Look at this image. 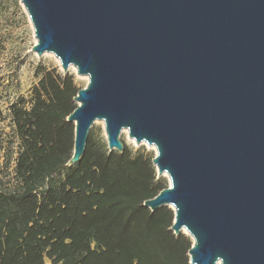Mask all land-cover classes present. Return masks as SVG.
Instances as JSON below:
<instances>
[{
  "label": "water",
  "instance_id": "95a60500",
  "mask_svg": "<svg viewBox=\"0 0 264 264\" xmlns=\"http://www.w3.org/2000/svg\"><path fill=\"white\" fill-rule=\"evenodd\" d=\"M39 56L87 77L69 166L95 121L156 150L190 264H264V0H20Z\"/></svg>",
  "mask_w": 264,
  "mask_h": 264
},
{
  "label": "trees",
  "instance_id": "16d2710c",
  "mask_svg": "<svg viewBox=\"0 0 264 264\" xmlns=\"http://www.w3.org/2000/svg\"><path fill=\"white\" fill-rule=\"evenodd\" d=\"M79 90L74 74L44 70L30 108H10L17 188L0 185V264H190L193 241L172 230L174 211L144 205L169 187L153 153L124 141L110 151L89 133L69 166Z\"/></svg>",
  "mask_w": 264,
  "mask_h": 264
},
{
  "label": "rangeland",
  "instance_id": "374dc122",
  "mask_svg": "<svg viewBox=\"0 0 264 264\" xmlns=\"http://www.w3.org/2000/svg\"><path fill=\"white\" fill-rule=\"evenodd\" d=\"M36 44L33 25L21 1L0 0V185L11 189L17 188L15 162L19 140L10 108L14 103L30 108L33 88L38 85L44 70L57 69L64 73L53 54L39 56L32 50ZM69 72L74 74L78 87H87V77L78 76L73 67ZM90 133L107 143L103 121H95ZM120 138L134 151L145 148L156 155L155 148L130 140L127 131H123ZM162 177L170 185L167 175Z\"/></svg>",
  "mask_w": 264,
  "mask_h": 264
},
{
  "label": "bare ground",
  "instance_id": "6f19581e",
  "mask_svg": "<svg viewBox=\"0 0 264 264\" xmlns=\"http://www.w3.org/2000/svg\"><path fill=\"white\" fill-rule=\"evenodd\" d=\"M133 141V140H132Z\"/></svg>",
  "mask_w": 264,
  "mask_h": 264
}]
</instances>
